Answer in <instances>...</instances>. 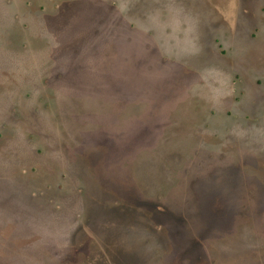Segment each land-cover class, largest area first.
Returning a JSON list of instances; mask_svg holds the SVG:
<instances>
[{
    "label": "rangeland",
    "instance_id": "1",
    "mask_svg": "<svg viewBox=\"0 0 264 264\" xmlns=\"http://www.w3.org/2000/svg\"><path fill=\"white\" fill-rule=\"evenodd\" d=\"M259 147L264 0H0V258L264 264L263 237L213 232L226 199L264 220ZM200 177L219 182L216 216Z\"/></svg>",
    "mask_w": 264,
    "mask_h": 264
},
{
    "label": "crops",
    "instance_id": "2",
    "mask_svg": "<svg viewBox=\"0 0 264 264\" xmlns=\"http://www.w3.org/2000/svg\"><path fill=\"white\" fill-rule=\"evenodd\" d=\"M155 133L153 132L152 133V136L149 138V139H151L152 137H153V135H154ZM148 139V140H149ZM154 140L156 141L157 140V138L156 137H153V139L148 143V145H151L152 146V144L154 143ZM147 141V140H146ZM94 152V151H93ZM152 155H155L154 154V152H152ZM172 155H173V151H172ZM236 155H238V157H240V160H239V162H240V167L238 166V165H236V168L239 170L238 172H236L237 173V183H236V187H235V189H234V192H233V195H235V196H238V197H242V182L240 181V172L241 171H243L244 170V167H243V162H244V160H245V158L247 157L246 155L245 156H241L240 155V153L238 152ZM259 155V154H258ZM110 155H107V159H108V157H109ZM257 155H252V157H250V159H247V160H249L248 161V163H250L251 164V161H252V159L254 158V157H256ZM261 156V155H260ZM156 157V156H155ZM153 158V157H152ZM257 158V157H256ZM262 158H264V157H262ZM107 159H105V161H103V164L105 165V162L107 161ZM259 160V159H258ZM253 165H255V164H252V168H253V170H255V168L253 167ZM138 168V167H137ZM225 169H231V167H228V168H225ZM225 169H224V171H225ZM223 171V172H224ZM238 177H239V179H238ZM263 179H264V177H262ZM263 183H264V180L262 181ZM219 182L218 181H216V180H213V179H210V178H208V177H206V178H204V177H200L199 179H198V181L197 182H195L191 187L192 188H195V189H198V191H202V190H205V191H207V194H205V196H206V201H210V203H209V205H210V207L212 208L211 209V211H213V212H211V213H209V216H216V215H218V209H217V207H219L221 204H223L222 202V196H221V193L220 192H216V186H214L213 184H218ZM189 190V189H188ZM152 196H154V195H152ZM151 196V197H152ZM222 197V198H221ZM227 198V197H226ZM226 201H227V204L231 207V209H230V211H229V214H228V216L226 217V220H224V222L226 223L225 225H223V226H220V227H216L215 229H214V231L213 232H215V233H218V232H222L221 234H224V235H226V236H229V233H223L224 231H233V232H235V231H239V233L244 237V238H246V239H248L249 241L252 239V238H255V237H259V236H261V237H263V240H264V229H260L261 231L260 232H262L261 233V235L258 233V235H255V227H258V223L259 222H257V217H253L252 216V214H248V215H245V214H243V213H241L240 212V204H241V202H240V204L239 203H236L235 201L233 202V204L231 203V200H227L226 199ZM226 203V202H225ZM13 204L14 203H12V207H13ZM170 204V203H169ZM168 203H167V205H169ZM207 204V203H206ZM205 204V205H206ZM175 204H173L172 206H174ZM198 205H199V202H198ZM204 204H202V206H203ZM262 210H264V209H260L259 211L261 212ZM12 212V211H11ZM242 214V215H240V217H243V219H246V218H251V220H252V227L249 229V227H245L244 229H242V227H243V225H242V223H239L240 224V227H238V219H236V216H237V214ZM232 215H235V218H234V216H232ZM18 216L17 215H14L13 213H12V216H11V218H10V220H9V222H10V229L12 230L13 228H15V223L16 222H18L17 220H16V218H17ZM82 223V222H81ZM81 223H79V221H78V223H76L75 224V226L73 227V229L71 230V235H70V237H71V241H70V245H71V243H72V237L73 236H75V233H74V231H75V229H77L78 227H80V225H81ZM257 230V229H256ZM25 231H27V230H25ZM241 231V232H240ZM232 232V233H233ZM258 232V231H257ZM1 233V232H0ZM27 233L28 234H30V231H27ZM239 233H236V234H233V235H236V237L238 238V235H239ZM23 237H24V235H22ZM56 237L55 238H57V240L58 241H60V243H62V241H63V239H62V237L64 236V234H63V232H62V234H61V236H58V235H55ZM22 237V238H23ZM61 239H62V241H61ZM57 241V242H58ZM260 244H258L256 241H255V243L253 244V246H257V245H264V241H262V242H259ZM255 244H257V245H255ZM69 245V246H70ZM229 246H218V248L219 249H226V250H229V248H228ZM244 247H246V246H244ZM22 248H23V246H22ZM237 248H239L241 251H244V250H247L246 248H240V247H237ZM10 252H7V255H4L3 257H1L0 258V264H14V259H13V257H14V252L16 253V254H20L21 253V251L19 250V248L18 249H16L17 251H15V248H14V246H12L10 249ZM239 250V251H240ZM11 251H12V253H11ZM2 253V251H0V254ZM10 253H11V257H9V255H10ZM40 253V252H39ZM9 254V255H8ZM3 255V254H2ZM69 255L70 254H66V256L64 257V258H62V259H59V260H54V261H52V262H45V263H43V264H63V262H66L67 261V259H70V258H72V257H69ZM47 260V259H46ZM12 261H13V263H12ZM87 261H89L90 262V259H87ZM80 264H81V262H79ZM83 264V263H82ZM86 264H90V263H86ZM253 264V263H252Z\"/></svg>",
    "mask_w": 264,
    "mask_h": 264
},
{
    "label": "trees",
    "instance_id": "3",
    "mask_svg": "<svg viewBox=\"0 0 264 264\" xmlns=\"http://www.w3.org/2000/svg\"><path fill=\"white\" fill-rule=\"evenodd\" d=\"M103 76H105V74L103 75ZM99 87V86H98ZM95 88V90L93 91V93L91 94V95H89L88 97H84L85 99L84 100H82L81 98H76V97H78V96H81V94H79V95H74L73 96V101H74V103L75 104H73V105H75L77 108H78V110H80V111H82L83 109L81 108V107H78L77 106V103H78V101H85V103H86V101H87V103L85 104V105H88V104H90L92 107H95L96 106V104L97 103H100V102H94L96 99L93 97V96H95V94L94 93H96L97 92V87H94ZM87 91V90H86ZM73 93H75V92H73ZM90 92H82V96H85L86 94H89ZM70 94H72V93H70ZM75 97V98H74ZM74 106V107H75ZM101 107V106H100ZM102 107H103V105H102ZM58 111H60V109L58 110ZM61 111H62V109H61ZM72 114H76L75 113V111H73V113ZM81 114H84V113H78L77 115H81ZM78 125L80 124V122L79 123H77ZM33 136V135H32ZM248 136H245L244 137V139L242 140L243 141V144H244V146L243 147H245V145L247 144V142H248ZM252 142L253 143H257V144H261V143H259V142H257L255 139H253L252 140ZM261 146H263V145H260V147ZM259 147V148H260ZM262 150H264V147H262V148H260L258 151L257 150H251V149H248V150H245L244 148H243V150L242 151H244L245 153L246 152H249V153H251V154H254L256 151L257 152H259V151H262ZM173 153H175V152H173ZM56 163H57V161H56ZM179 163H182V161L180 160V162ZM56 165V164H55ZM58 166V165H57ZM60 166V165H59ZM65 175H66V173H64ZM63 174V175H64ZM241 213H242V211H241ZM84 214H85V212L83 213L82 212V217H84ZM82 222V220H80L79 221V223H81ZM257 222H259V224H262L263 222H264V220H263V217H257ZM242 225H243V227H242V229H244L245 227H252L251 225H252V220H251V218H246V219H243L242 220ZM263 227H264V224H263ZM241 228V227H240ZM259 247L260 248H262V249H264V245H259ZM20 251H23V250H20ZM24 254H27V256L28 255H31L30 253H28V251L26 252H24ZM37 256V255H36ZM66 255H64L63 257H60L59 259H62V258H64ZM33 260V264H43V263H45V262H50V259H48V260H46V258H33L32 259ZM30 261H31V259H30Z\"/></svg>",
    "mask_w": 264,
    "mask_h": 264
},
{
    "label": "water",
    "instance_id": "4",
    "mask_svg": "<svg viewBox=\"0 0 264 264\" xmlns=\"http://www.w3.org/2000/svg\"><path fill=\"white\" fill-rule=\"evenodd\" d=\"M175 150H176V149H175ZM175 160H176V157H175ZM178 161L180 162V160H178ZM178 161H177V162H178ZM179 162H178V163H179ZM166 169H167V168H166ZM31 220H32V219H31ZM34 221L36 222V215H35V219H34ZM16 223H18V222H16ZM29 223H31V221H30ZM30 229H31V225H29V230H30ZM46 239H47V238H46ZM46 239H44V241H43L44 243L46 242V241H45ZM47 240H48V239H47ZM49 240H51V239H49ZM43 242H42V244H43ZM53 242H56V243H57V239H56V238L53 239ZM49 243H50V242H46V244H48V245H49ZM57 244H58V243H57ZM21 246H26V244L21 245ZM43 246H45V245H43ZM22 250H25V249L22 248Z\"/></svg>",
    "mask_w": 264,
    "mask_h": 264
}]
</instances>
